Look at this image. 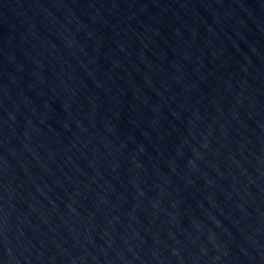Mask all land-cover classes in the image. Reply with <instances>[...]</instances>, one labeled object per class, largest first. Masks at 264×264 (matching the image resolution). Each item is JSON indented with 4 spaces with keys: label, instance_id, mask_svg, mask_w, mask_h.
Listing matches in <instances>:
<instances>
[{
    "label": "water",
    "instance_id": "obj_1",
    "mask_svg": "<svg viewBox=\"0 0 264 264\" xmlns=\"http://www.w3.org/2000/svg\"><path fill=\"white\" fill-rule=\"evenodd\" d=\"M0 264H264V0H0Z\"/></svg>",
    "mask_w": 264,
    "mask_h": 264
}]
</instances>
